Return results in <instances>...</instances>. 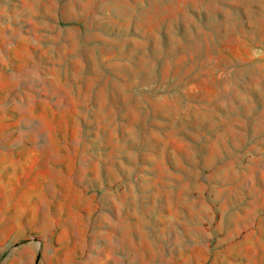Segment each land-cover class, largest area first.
<instances>
[{"label": "rangeland", "instance_id": "obj_1", "mask_svg": "<svg viewBox=\"0 0 264 264\" xmlns=\"http://www.w3.org/2000/svg\"><path fill=\"white\" fill-rule=\"evenodd\" d=\"M0 264H264V0H0Z\"/></svg>", "mask_w": 264, "mask_h": 264}]
</instances>
